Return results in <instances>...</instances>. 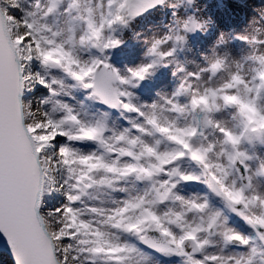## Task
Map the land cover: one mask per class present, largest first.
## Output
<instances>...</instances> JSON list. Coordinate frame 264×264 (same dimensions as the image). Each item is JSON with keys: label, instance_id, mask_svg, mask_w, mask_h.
<instances>
[{"label": "snow or ice", "instance_id": "6c2138e0", "mask_svg": "<svg viewBox=\"0 0 264 264\" xmlns=\"http://www.w3.org/2000/svg\"><path fill=\"white\" fill-rule=\"evenodd\" d=\"M158 257L264 264V0H0V264Z\"/></svg>", "mask_w": 264, "mask_h": 264}, {"label": "rangeland", "instance_id": "374dc122", "mask_svg": "<svg viewBox=\"0 0 264 264\" xmlns=\"http://www.w3.org/2000/svg\"><path fill=\"white\" fill-rule=\"evenodd\" d=\"M148 23H149V20L145 19V20L141 21L140 27H145ZM155 259H159L161 261V264H174L175 258H173V260H167L164 257H158V258H154V261H155Z\"/></svg>", "mask_w": 264, "mask_h": 264}, {"label": "bare ground", "instance_id": "6f19581e", "mask_svg": "<svg viewBox=\"0 0 264 264\" xmlns=\"http://www.w3.org/2000/svg\"><path fill=\"white\" fill-rule=\"evenodd\" d=\"M154 264V263H153Z\"/></svg>", "mask_w": 264, "mask_h": 264}]
</instances>
